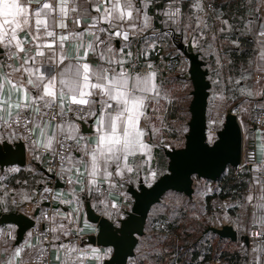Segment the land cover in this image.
Instances as JSON below:
<instances>
[{"label": "snow or ice", "instance_id": "snow-or-ice-1", "mask_svg": "<svg viewBox=\"0 0 264 264\" xmlns=\"http://www.w3.org/2000/svg\"><path fill=\"white\" fill-rule=\"evenodd\" d=\"M102 2L105 5L103 13L92 19L103 20L108 27L97 28L96 23L90 25L89 28L96 29L100 35L94 33V40L87 47L79 44L76 57L71 58L64 54V42L69 37H80L81 33L59 35L57 52L53 48L57 34L50 29L54 25L67 28L65 20L69 12L77 11L76 6L70 7L68 0H0V129L3 130L0 160L4 159L5 153L11 154V146L17 140L23 139L30 143L34 153L42 147L58 156L61 162L59 174H64L65 162L70 166L83 164L85 171L80 175H87L89 179L81 191L87 189L89 192L98 174L106 179L112 176L109 171L112 165H115L116 175H121L123 170L131 173L133 168L126 163L128 157L148 149L140 121L145 114L146 100L150 98L148 93L155 90L151 83L154 73L134 75L128 71L123 48L120 49L121 58H117L111 44L113 37L123 36L125 41L129 40V32L123 30L124 21L132 20L133 12L139 13L140 9L132 0ZM193 6L199 8L200 4ZM93 10L100 12L99 6H94ZM56 13L62 17L58 24ZM179 14V8L164 13L172 19ZM143 19V26L147 27L149 18L145 15ZM74 23L79 25L80 19L77 17ZM128 27L142 30L135 23ZM25 28L30 33L33 28L35 30L33 44L28 48L24 46L26 41L18 35ZM105 33L108 39L104 38ZM41 36L52 38V41L40 43ZM33 45L34 53L31 51ZM81 47H84L83 56L79 55ZM89 51L98 56L100 63L92 66L87 62ZM21 53L24 55L22 60ZM126 55L131 56V52ZM13 59L19 60V64H13ZM248 94L252 95L251 92ZM260 106L264 108V104ZM80 120L95 122L93 143L80 144L86 139L76 123ZM73 151L80 153L78 158H73ZM149 175L155 179L156 173ZM69 182H72L71 178ZM259 206L264 208V203ZM21 252L22 248L17 247L4 264H14Z\"/></svg>", "mask_w": 264, "mask_h": 264}, {"label": "crops", "instance_id": "crops-1", "mask_svg": "<svg viewBox=\"0 0 264 264\" xmlns=\"http://www.w3.org/2000/svg\"><path fill=\"white\" fill-rule=\"evenodd\" d=\"M185 1H192L193 5L196 3L200 4L199 8L192 5L193 7L190 12L191 21L189 22V25H186L188 30L194 31L196 24L199 22L198 31H201L202 28L204 29V26H202L201 23L203 21L207 24V29L216 30L221 23H223L225 15L234 18V20L239 19L240 21H243L244 25L241 27V30L244 34H248L255 39L257 52L251 61L252 72L249 76H245L243 83L236 89V94L240 95L241 93H244L249 99L258 98L259 96V98H263L264 102V95H256V93H264V56L261 55L264 53V43L259 41V38L262 36L261 33H264V0H240L238 2V11H234V9L229 11H218L215 15H213V3H217L218 0H132L135 7L140 9V11L139 13L133 12L134 18L132 20L124 21L123 30L129 32V40L125 41L123 36L113 37L111 39V44L115 50L117 58H121L120 49L123 48L125 67L127 70L130 68L133 69L135 71L133 73L134 75L139 74L136 69L140 67L147 68L148 74L154 73V76L151 78V83L155 85V90L148 93L150 98L146 100L147 106L144 109L145 114L141 117L140 121V127L145 133L143 141L148 145V149L143 153L136 152L134 155L128 157L126 163L133 168L131 173L123 170L121 175H116L115 165L109 167V171L112 175L117 178H125L127 180L126 190L119 194L117 190L114 191L113 187H110L109 190L111 191L108 192L107 196L104 197V200L100 202L95 200L96 190L100 184L105 182L110 177L106 179L102 174H98L95 178L96 183L92 186L91 191L89 192L87 189L85 191H81V188H85L87 180L89 179L87 175H80V173L85 171L84 165L80 164L78 166H70L68 164V169H70L72 174V185L69 187L63 186L62 188L54 189L56 196L54 206L56 211L53 215V228L56 230L53 231L51 264H103V262L110 257L111 250L87 243L86 238L88 236L95 235L97 233V227L96 225L89 223L86 219V202L90 203L91 207L97 214L107 218L115 224L117 221L123 219L125 214L131 209L132 198L127 192L128 187L132 186L137 188L140 183L149 186L161 175L166 173L168 160L163 149H168L167 146H173V139L169 137L171 135L170 126L173 130H178L180 134H183V130H181V128L179 130L178 125H183L184 129L186 122H183V118L186 114H189L188 107H185L184 105L185 108H183V106L180 105V103L184 104L183 101L180 100L179 102L176 98H168L171 87H173V89L175 88L174 91L182 87L177 81H174L172 78L168 79L164 76L165 74L159 72L154 51L156 50V46L160 43L163 45L165 43V47L168 48L167 50H174L172 43L169 44L167 34L165 33V29L169 27L173 30L175 36L177 35V37L181 39L182 22L184 19L182 4ZM68 4L70 7L76 6L77 11L69 12L68 17L65 20L67 28L61 29L54 25L50 30H53L57 34V39L53 43V48L57 52H59V35L74 32L81 33L80 37H69V39L64 42V54L67 57L75 58L78 51L77 46L79 44L82 43L84 47H87L89 43L93 42L94 33L96 35H100L96 29L89 28V26L96 23L97 28H107L108 24L103 20L97 19V21H93L92 19L93 17H100L105 7L104 3H99L97 0H68ZM207 5H210L213 8L211 17L206 16L196 18L195 13L203 10ZM94 6H99L100 12L94 11ZM175 8L180 9V14L174 19L164 15L166 11H172ZM55 15L56 23L58 24L62 17L59 13H56ZM145 15L149 18L147 27L143 26V17ZM77 17L80 19L79 25L74 23V20ZM132 23H135L138 28L142 30L129 28L128 25ZM85 29L88 30L85 31ZM211 32L213 35L214 31L212 30ZM18 35L22 41H26L24 46L25 48H28L29 45L33 44V35H35V30L33 28V31L30 33L28 29L25 28L22 29ZM103 35L105 39H108L106 33ZM51 41L52 38L41 36L40 43ZM84 47L79 48L80 56L84 55ZM35 50V46L33 45L31 51L34 53ZM212 50L213 49L211 48L205 50V53L214 54V50ZM45 51L47 52L48 50L45 49ZM128 52H131V56L126 55ZM23 58L24 55L21 53L20 59L22 60ZM19 62V60L15 59L12 63L18 65ZM87 62L92 66L100 63L98 56L92 51H89ZM251 86H253V88H251ZM242 89L244 91H242ZM248 92H251L252 95H249ZM171 105H174L173 107L177 108V113L179 114L178 120H171L169 115V111L173 108ZM65 111H67V103L65 104ZM76 123L80 125L81 134L86 138L85 140H81L80 144L83 145L84 143H93L95 140V122L86 120L76 121ZM80 123H84L85 127H82ZM250 136L252 138L251 140L254 141L258 154L262 151L264 135L255 130H251L248 134V139ZM38 138L39 136H37V139ZM48 152L49 150L38 147L34 153L31 146L26 145V166L24 168L9 167L3 169L2 171L0 170V174H2L9 172L10 169H16V171H13L12 175L7 177V181L11 184V186L12 182L10 180H12V178L19 171H23L27 174L29 173L30 175H28V177H31V180L27 183L28 186L26 188L24 186H21L20 188H14L12 186V189L14 188V192L12 191L11 194L7 193L2 184H0V214L16 211L15 206L11 203L12 198L29 202L32 200L33 194H35L40 188L48 186V178L43 172V170H45L44 164L47 159ZM72 155L73 158H78L80 153L73 151ZM123 163L124 162L122 161V164ZM78 168L79 172L77 171ZM150 172L156 173L155 179L149 175ZM105 185L107 186L106 183ZM252 191L256 193L254 204L258 205L254 213L253 220L254 223H258L261 209L259 205L263 203L261 196H264V188L259 178L255 176L252 177L250 190L246 194L247 200L248 196L252 194ZM224 225L225 224H221L220 227ZM6 228H9L12 231V235L7 236L4 234L0 239V264H4V262L8 259V255L14 254L17 247L22 248V252L20 257L15 259L14 264H23L26 259L37 252L39 240L31 238V236H29V232H27L24 239L20 243L16 244V227L9 224L2 225L0 226V231H4ZM177 231H181L180 228ZM65 233H67V235H65ZM162 236L163 233L161 237ZM206 236L207 238H210L212 235L209 234L208 236L207 234ZM172 244L173 242L171 240L167 241L166 239H160L159 246L161 248V255H159L158 264L172 263V260L170 259ZM152 245L153 243L151 246ZM162 255H164V259L163 262H160ZM134 258L135 257L129 260L128 264H155L152 260L136 261Z\"/></svg>", "mask_w": 264, "mask_h": 264}, {"label": "water", "instance_id": "water-1", "mask_svg": "<svg viewBox=\"0 0 264 264\" xmlns=\"http://www.w3.org/2000/svg\"><path fill=\"white\" fill-rule=\"evenodd\" d=\"M177 48L189 63L188 80L191 84L189 120L183 146L163 149L168 160L167 170L151 185L140 183L137 188L128 187L127 192L132 198V206L125 217L116 224L97 214L90 203L86 202V219L97 227V233L86 238L87 243L111 250L110 257L103 264H128L134 257L139 238L145 233L151 209L160 204L164 195L172 192L191 200L195 180L216 183L227 170H235L241 164L242 135L234 116L227 114L216 141L211 145L206 142L207 106L211 88L208 70L199 54L194 52L190 42L185 45L179 43ZM80 124L85 127L84 123ZM2 147L3 144H0V148ZM11 149V154L5 153L4 159L0 160L1 171L9 167L26 166V145L23 140L16 141ZM43 172L50 178L45 170ZM62 187V183H55V188ZM37 215L38 210H35L32 217ZM7 224L16 227L15 242L18 244L33 226V220L16 211L0 214V226ZM209 233L218 239H227L231 242L237 239V232L230 225L220 228L208 227L204 235Z\"/></svg>", "mask_w": 264, "mask_h": 264}, {"label": "trees", "instance_id": "trees-1", "mask_svg": "<svg viewBox=\"0 0 264 264\" xmlns=\"http://www.w3.org/2000/svg\"><path fill=\"white\" fill-rule=\"evenodd\" d=\"M239 1L240 0H218L217 3L214 2L213 15L217 14L218 11H229L232 9L238 11ZM192 5V1H185L182 4L184 19L182 22L181 39H179L177 35L175 36L173 30L169 26V28L165 29L168 42L169 44L172 43L174 50L178 54H181V52L178 50L177 44L182 43L185 45L190 42L194 52L199 54L200 58L206 63L208 80L211 84L208 104L210 98L217 93H230L232 98L237 100L236 89L243 83L245 76H249L252 72L251 61L257 52L255 39L248 34H244L241 30V27L244 25L243 21H240L239 19L234 20V18L226 15L223 23H221L216 30L207 29V24L204 21L201 22L202 26H204V29L202 28L201 31H198L199 22L196 24L194 31L188 30L186 25H189V22L191 21L190 12L193 7ZM212 30L214 31L213 35L211 34ZM164 46H166L165 43ZM210 48L214 50V54L205 53V50ZM164 76L168 79L172 78L178 83L189 82L188 73L178 76L165 74ZM173 106L174 105H171V107ZM169 115L171 120L175 121L179 119V114L175 107L171 108ZM170 130L171 135L169 137L173 139V146H179L184 139L186 131L183 134H180L181 137H179L178 130H173L171 126ZM251 139L250 136L248 139L249 152L246 155V159L251 162H261L264 160V142H262V151L257 154L254 141ZM28 175L30 174L24 173L23 171L16 173L12 180H10L12 186L14 188L24 186L26 188L28 186L27 183L31 180V177H28ZM251 180V174L244 171L237 177L231 175L228 178H221L216 183H211L205 180H201V182L216 185V191L214 194L207 197L208 203H210L215 197H218L217 203L229 199L231 206L228 209L229 212L226 214L228 217V214H231V216L235 215L236 210H239V203L245 201L246 194L250 190ZM245 205L247 206V204ZM173 208L172 204H169L168 215H156L147 224L148 231L150 232L148 236L152 238L165 239L167 233L175 234V238L171 240L173 242L170 255L172 261L175 260L178 250L180 249L183 250V257H181V260H178L182 261L181 264H207L209 260H213L218 256L224 258V261L220 264H249L247 244L243 236L238 235L237 233V239L235 242H231L227 239H218L214 236L207 238L204 243L201 239H194L193 241L187 240L185 234L194 229V226L195 229L196 227H199L198 229H201L200 231L202 233L206 230L207 226L205 228H200V220L194 222V219L189 217V214L193 212L191 208H181L171 213ZM218 208H220V206H217V204L210 205L211 210L221 214L222 210H218ZM221 215L223 217V214ZM179 228L181 231H177ZM162 233L163 236L161 237ZM143 237H147V234H144L141 238ZM174 241H176V243Z\"/></svg>", "mask_w": 264, "mask_h": 264}, {"label": "built area", "instance_id": "built-area-1", "mask_svg": "<svg viewBox=\"0 0 264 264\" xmlns=\"http://www.w3.org/2000/svg\"><path fill=\"white\" fill-rule=\"evenodd\" d=\"M97 1L99 3L102 2V0ZM212 12L213 8L210 5H207L203 10L197 11L195 13V17H211ZM259 39L260 42L264 43V35H262ZM154 56L159 67V72H161L162 74L178 76L188 73V61L185 57L178 54L174 50L164 51L161 44H158L156 46V50L154 51ZM14 60L15 59H13V61ZM128 71L132 73L135 72L131 68ZM136 71L140 75L148 74V70L145 67H140L136 69ZM247 98H237V103H234L224 113H207V122L205 130L206 142L211 145L213 142L216 141L217 134L220 131L224 122V117L227 114L234 116L236 122L240 127L242 135V157L241 164L238 166L237 169L232 170V175L234 177H237L240 173L247 171L251 174V177H254V175H256L257 178H259V180L261 181L262 186L264 188V160L261 162H251L246 159V155L249 151V145L248 142L246 145L243 139L244 135L248 136L251 130H255L264 135V108L260 106L264 104V102L263 98ZM72 119L75 120V113L72 114ZM2 133L3 130L0 129V134ZM23 142L25 143V145H30L29 142H25L24 140ZM243 158L245 161L243 160ZM63 167L65 169L64 174H59L61 171V162L58 156H56L52 151H49L47 153V159L44 164V169L50 176V178L47 179L48 186L40 188L35 194H33V198L29 202L22 201L21 199H11V203L15 206L16 212L22 213L32 218L33 226L28 231L29 236H31V238H36L39 240L37 252L30 256L28 259H26L23 264H51V255L53 250V215L56 211V208L54 207L56 199L54 193L55 183L60 182L63 184V186L67 187L71 186L73 183V181L71 183L69 182L70 178L72 180V174L68 169V163L65 162ZM12 174L13 171L0 174V184H2L4 190L9 194L12 193L13 189L11 184L7 181V177ZM105 183L108 187L105 185ZM126 183L127 180L125 178H117L116 176L112 175L109 179H107L105 182L98 186L95 194V200L97 202L103 201L104 197L107 196L108 192L111 191L109 190L110 187H113L114 191L117 190V192L120 194L122 191L126 190ZM46 188L49 189L48 192L44 191V189ZM35 210H38V215L36 217H32L31 214ZM259 233H264V208L262 207L260 209L259 222H249L244 233L241 235L244 237L245 240H247V246L249 248L248 252H250L248 256L249 264H264V234ZM4 234H6L7 236H11L12 231L9 228H6L4 231H0V239L3 237ZM185 237L187 238V240L191 241L194 240L192 238L201 239L203 243L207 240V236L204 235V232L202 233L201 231L186 233ZM174 238V233H167L165 235V239L167 241L173 240ZM174 242L176 243V241ZM182 253L183 250L179 249L175 260L172 261L171 264H181L182 261L178 260H181V257H183ZM156 259L158 261L159 258ZM163 259L164 255H162V257L160 258V262H163ZM223 261L224 258L218 256L213 260H209L207 264H220Z\"/></svg>", "mask_w": 264, "mask_h": 264}, {"label": "rangeland", "instance_id": "rangeland-1", "mask_svg": "<svg viewBox=\"0 0 264 264\" xmlns=\"http://www.w3.org/2000/svg\"><path fill=\"white\" fill-rule=\"evenodd\" d=\"M161 44V43H160ZM162 48L164 49V51H168V48H165V46L163 44ZM181 55V54H180ZM182 88H178V90L174 91L173 87H171V91L169 92V97L168 98H176L179 102L180 100L184 102L180 103V105L183 106V108H185L186 106L188 107L189 102L191 100V96L189 97V93L191 92V85L190 82H184L183 84L180 83ZM251 88H253V86H251ZM240 96V97H239ZM242 98L244 97L247 98L245 96L244 93H241L240 95L237 94V98ZM259 98V96H258ZM189 99V102H188ZM249 99V98H247ZM234 103H237V100L233 99L232 96L229 94H220L217 93L214 96H212L210 98V102L208 104V108H207V113L212 114V113H224L226 110H228ZM185 105V107H184ZM189 120V115H185L183 118V122H186V124L188 123ZM185 124L184 129H183V125H178V129L183 130V133L185 131H187V125ZM178 136L181 137L180 132L178 133ZM244 139V143L248 142V136L244 135L243 137ZM184 143V139L181 141V143L179 144V146H167L168 149H171L173 147H177L180 148L183 146ZM249 152V151H248ZM244 160V158H243ZM245 161V160H244ZM243 164V161H242ZM243 166V165H242ZM233 173L232 170H227L225 175L222 178H228L229 176H231ZM255 177H257L256 175H254ZM196 181V180H195ZM194 181V194L192 196V199L189 200L187 199L185 196L182 195H176L175 193H167L166 195H164V197L162 198L160 204L155 205L150 213H149V218L147 221L148 222L151 221V219H153L154 216L162 214V215H167L168 211H169V204L175 208H173V212L181 209V208H191L193 212H191L189 214V217L193 218L194 222L200 220V228H205L207 226L208 227H213L215 226V228H219L221 226V224H225V225H230L233 227V229L238 233V235H242L248 225L249 222H254V213L258 207V205L254 204V199L256 196V193L254 191H252V194H250V196L253 197L252 200H246L242 201L239 207V210H236L235 215L231 216V214H228V217L226 216V214L229 212L228 209L230 208V202L229 199H225L222 200L220 203H217V199L218 197H215L213 200L210 201V203H208L207 201V197H210L213 195V192L216 191V185H212L211 183H206V182H201V181ZM249 197V196H248ZM211 204H217V206L219 205L220 208L222 210L223 217L221 214H218V212H215L213 210L210 209V205ZM247 204V206L245 205ZM257 204V203H256ZM245 205V206H244ZM172 212V213H173ZM248 215V216H247ZM199 227L194 226V229L188 231L187 233H193V232H200L201 229H198ZM206 228V229H207ZM147 234V237H143L139 239L138 242V246L136 247V251H135V260L136 261H145V260H152V262H154L155 264H158V261L156 258H159V255H161V248L159 246L160 244V239H156V238H152L150 236H148V234H150V232L148 231L147 225L145 228V233ZM210 234V233H209ZM208 234V236H209ZM213 236V234H211ZM215 238H217L215 236ZM195 239V238H192ZM247 242V240H245ZM153 243V247L151 246V244ZM247 249H249L247 247ZM248 252V256H249ZM150 255V256H149Z\"/></svg>", "mask_w": 264, "mask_h": 264}]
</instances>
